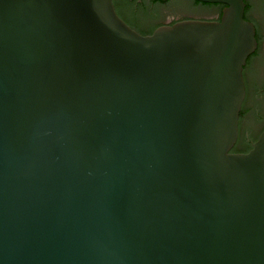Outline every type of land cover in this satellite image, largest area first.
Masks as SVG:
<instances>
[{"label":"water","instance_id":"obj_1","mask_svg":"<svg viewBox=\"0 0 264 264\" xmlns=\"http://www.w3.org/2000/svg\"><path fill=\"white\" fill-rule=\"evenodd\" d=\"M193 1L0 0V264H264V0Z\"/></svg>","mask_w":264,"mask_h":264},{"label":"flooded vegetation","instance_id":"obj_2","mask_svg":"<svg viewBox=\"0 0 264 264\" xmlns=\"http://www.w3.org/2000/svg\"><path fill=\"white\" fill-rule=\"evenodd\" d=\"M112 2L116 13L121 18V20L141 36L151 35L159 27L172 26L178 22L187 20L219 21L221 17V11L224 8V6H216L211 4L210 6L200 5L201 7L212 9L214 11V15L211 17H193L185 12L188 5L187 3L189 2H192L195 4V6H198V4L193 2V0H112ZM249 4L251 5V3ZM260 5L261 7L258 9V13L260 14L261 19L259 17V21L251 17V13L256 7H258L256 6V3L250 6L249 11H247L246 5L244 11V15L247 18L246 20L251 22L254 25V28L255 24H257L259 28L260 45L258 43L255 29L257 48L252 54L255 56L259 52L261 39L264 37V2L261 1ZM163 10H168L169 14H164ZM253 58H251V60Z\"/></svg>","mask_w":264,"mask_h":264},{"label":"trees","instance_id":"obj_3","mask_svg":"<svg viewBox=\"0 0 264 264\" xmlns=\"http://www.w3.org/2000/svg\"><path fill=\"white\" fill-rule=\"evenodd\" d=\"M195 2L196 4L198 5H207V6H210V4H202V3H199V2H196V1H193ZM212 5V4H211ZM216 6H223V5H220V4H215ZM244 19L246 20V16L244 15ZM255 55H251L248 59H247V63L244 67V74H243V79H244V83H245V98H244V101L242 103V106H241V110H240V113H239V122H238V138H237V141L235 143V145L233 146L232 150H231V153H247L251 148H252V144L258 139L259 135L261 134V132L264 130V124H263V127L261 128V130L256 133V134H252L251 132H249V135L248 137L246 138L242 132V119L244 118L245 116V113H246V110H245V101L246 99H248L250 93H251V90H250V85L247 83L246 79H245V71L247 69V67H249V63L251 61V58H253ZM263 90H264V87H263ZM264 93V91H263ZM262 117V118H261ZM258 118H260V120L263 121L264 123V116H258Z\"/></svg>","mask_w":264,"mask_h":264}]
</instances>
